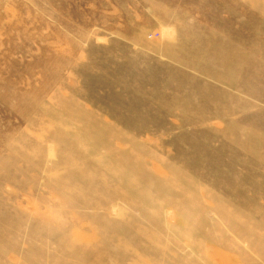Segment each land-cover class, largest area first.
<instances>
[{
	"label": "rangeland",
	"instance_id": "1",
	"mask_svg": "<svg viewBox=\"0 0 264 264\" xmlns=\"http://www.w3.org/2000/svg\"><path fill=\"white\" fill-rule=\"evenodd\" d=\"M0 264H264V0H0Z\"/></svg>",
	"mask_w": 264,
	"mask_h": 264
},
{
	"label": "bare ground",
	"instance_id": "2",
	"mask_svg": "<svg viewBox=\"0 0 264 264\" xmlns=\"http://www.w3.org/2000/svg\"><path fill=\"white\" fill-rule=\"evenodd\" d=\"M116 160H118V159H115V161H116ZM111 167H112V166H111ZM109 169H110V168H109ZM123 170H124V169H123ZM115 171H116V170H115ZM174 171H175V170H174ZM123 174H124V172H123ZM123 174H122V175H123ZM117 175H119V174L117 173ZM111 177H112V176H111ZM114 177H115V176H114ZM118 177H119V176H118ZM120 177H121V175H120ZM130 177H131V176H130ZM115 178H116V177H115ZM131 183H132V182H131ZM132 185H134V184H132ZM127 186H128V184H127Z\"/></svg>",
	"mask_w": 264,
	"mask_h": 264
}]
</instances>
